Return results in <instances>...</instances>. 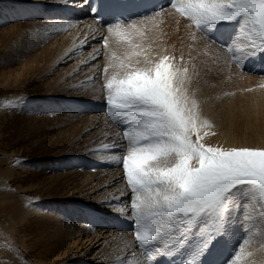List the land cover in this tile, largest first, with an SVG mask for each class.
Returning <instances> with one entry per match:
<instances>
[{
  "label": "rangeland",
  "instance_id": "obj_1",
  "mask_svg": "<svg viewBox=\"0 0 264 264\" xmlns=\"http://www.w3.org/2000/svg\"><path fill=\"white\" fill-rule=\"evenodd\" d=\"M52 1L0 0V264H86L79 256L62 263L52 252L57 240L66 237V228L74 233L80 229L79 226L81 231L92 236L99 235V243L88 255V258L94 259L91 264H162L165 261L182 264L190 258L188 252L195 245V226L185 237L184 246L169 256L154 255L151 261L147 254L155 253L157 244L162 249L175 245L176 236L166 234L159 242L145 248H141L135 240L134 222L129 216L131 191L127 188L122 163L117 162L126 154L128 142L123 132L127 125L108 112L106 91L103 89L104 68L109 63V57L115 54L117 58H124L126 53L136 51L141 55L134 59L144 60L142 47L147 50L153 47L149 44V35L119 30L131 40L130 45L117 32L109 35V32L103 31L95 41L99 56L92 62L99 63L95 66L98 68L95 69L91 63L75 67L88 49L71 60L60 55L72 44L65 35L73 28L65 25L78 11L73 7L70 12L64 10L65 15L59 14L61 18H55V8L47 14L44 11L43 4ZM40 10L41 13H38ZM169 13L178 18L174 9ZM166 15L169 14L156 18L148 25L162 23ZM185 20L186 23L176 21L175 25L190 27L200 33L196 43L200 49L197 52L199 56L192 55L190 61L187 56L184 61V56L180 55V61L185 63L181 69L188 70L187 89L198 104L201 122L206 120L211 125L201 128V142L224 149H264V71L260 69L264 65V55L259 52L250 55L252 42L242 39L235 23L223 24L218 32H213L223 39L224 45H219L212 35L205 36L191 21ZM160 32L166 35L170 28ZM115 34L116 42L111 43L109 38ZM176 42L185 41H170L169 44L175 46ZM229 46L234 48L232 55L226 52ZM237 59L242 66L237 64ZM261 101L262 107L256 105ZM251 106L253 113L248 116L244 108ZM219 112L223 116L215 115ZM219 126L223 127L221 136ZM204 132L208 135H203ZM87 177H93L102 185L98 192L101 199L92 201L84 195V180ZM109 180H118L114 188L103 185ZM72 189L77 192L76 198H66L67 192ZM101 191L109 192L107 197L102 198ZM101 212L115 213L118 221L116 229L110 225L97 231L94 223L102 216ZM58 224L64 228L60 230ZM82 225H85L84 228ZM227 228L228 248L222 250L218 258L227 256L233 249L239 252L243 246L238 260L240 264H264V201L252 199L251 192L245 191L232 207ZM111 230H116L115 234H110L113 240L106 239L104 236L109 235ZM168 231L165 229L166 233ZM80 235L84 242L83 234ZM75 242L79 244L80 240L69 241L59 256H62V251L70 255L68 247L71 248ZM133 250L138 258H135ZM182 252L187 253L183 255Z\"/></svg>",
  "mask_w": 264,
  "mask_h": 264
},
{
  "label": "snow or ice",
  "instance_id": "obj_2",
  "mask_svg": "<svg viewBox=\"0 0 264 264\" xmlns=\"http://www.w3.org/2000/svg\"><path fill=\"white\" fill-rule=\"evenodd\" d=\"M168 2L205 36L218 32L223 24H237L241 36L252 42L250 54L264 55V0ZM114 28L131 45L119 31L121 21L110 25L108 32ZM107 43L105 37V47ZM226 52L232 55L234 48L229 46ZM140 55L130 51L124 58L109 57L103 85L108 112L127 125L126 154L117 162L122 163L131 191L135 240L145 248L166 234L176 236L171 247L162 249L157 244L156 252L147 254L151 261L154 255H172L184 246L195 226V245L182 264H237L243 246L239 252L233 249L218 257L228 244L227 224L235 202L245 191L251 192L252 199L264 201V149H224L202 143L201 128L211 125L201 122L198 104L188 93L187 68H177L168 56L134 59ZM236 62L242 66L239 59Z\"/></svg>",
  "mask_w": 264,
  "mask_h": 264
},
{
  "label": "bare ground",
  "instance_id": "obj_3",
  "mask_svg": "<svg viewBox=\"0 0 264 264\" xmlns=\"http://www.w3.org/2000/svg\"><path fill=\"white\" fill-rule=\"evenodd\" d=\"M3 2V1H2ZM0 2V3H2ZM4 3H6L4 1ZM19 3V2H18ZM12 4V3H11ZM28 4V3H27ZM35 4V3H34ZM33 4V5H34ZM39 4V3H38ZM37 4V5H38ZM36 5V6H37ZM45 6V13L47 14V12H50L52 9L55 8V16H61L59 14H62V15H65V11L64 10H67V11H71V8L73 7H76V11H78V14L77 15H71V19L70 21L68 22L67 25H65L66 27L67 26H72L73 30L65 35V38L66 37H69L71 39V42L72 44L70 45V47L67 48V50H65L61 55L60 57L63 55L64 58H70V60L72 58H75L77 57V55H81V54H84L83 53V50H87L86 53L84 54V56L82 57V59H80V61H77L76 62V65L75 67L77 66H81V65H87V64H92L93 61H95L98 56H99V47H96L95 46V41H97L102 35V32L105 31L106 33L108 32V27L107 28H98L90 19V16L89 14L86 12V10L83 8V1L82 0H60V1H52L50 3H44L43 4ZM35 7V6H33ZM40 7V6H39ZM39 10V8H37ZM173 8L172 7H169L165 10H162V11H159V14L156 15L154 14L153 16L151 17H148V18H145V19H142V18H139V19H136V20H133L131 22H128V23H124V24H121V28L119 30H124L126 31L127 33H139V34H148L149 35V44L150 45H153V47L150 49V50H147L145 47H142L145 51L144 54V57H147L149 59H152V60H158L160 58H162L163 56H168L171 58V63H173L177 68L181 69L182 66L185 64V63H182L180 61V55L184 56V61H186V57L188 56V60L190 61V58L192 55H197L198 51L200 50L197 46V41H199V34L200 33H196L193 29H191L190 27H187V28H183V27H178L175 25L176 21H182L184 23H186L185 21V17H182L180 16V14L178 13L177 17L178 18H174L172 15H170V11H172ZM68 12V14H70ZM25 13V12H24ZM38 13H41V10L40 12ZM45 14V15H46ZM164 14H169V15H166V18L164 19V21L162 23H151L148 25L149 22L155 20L156 18L158 17H161L162 15ZM30 15V14H29ZM38 16V15H37ZM43 16V14H42ZM164 18V17H163ZM160 19V18H159ZM62 23V22H61ZM193 25V24H192ZM172 26V27H170ZM195 27V26H194ZM165 28H170V32L166 35H163L160 31L162 29H165ZM237 29V28H236ZM113 32H117V29H113ZM238 32V31H237ZM101 35V36H100ZM110 35V33H109ZM107 35V37L109 36ZM129 35H133V34H129ZM208 39V38H207ZM244 39V37L242 38ZM246 39V38H245ZM110 42L112 41L113 43L116 42V34L111 36L109 38ZM170 41H185V42H176L177 45H170L169 42ZM211 41V40H210ZM248 41V40H247ZM111 42V43H112ZM238 46V45H237ZM236 46V47H237ZM240 47V46H238ZM241 48V47H240ZM239 49V48H238ZM250 50L252 51V48H250ZM143 51V50H142ZM239 51V50H237ZM242 51V50H240ZM239 53V52H238ZM251 55V54H250ZM69 56V57H68ZM93 56H95V59H93ZM199 56V54H198ZM63 59V58H61ZM195 61L197 59H194ZM183 61V60H182ZM61 63V62H60ZM189 64V62H187ZM186 63V64H187ZM191 65V64H190ZM91 66H99V63H95V64H92ZM189 66V65H188ZM74 67V66H72ZM93 67V69H94ZM190 67V66H189ZM98 68V67H95V69ZM192 68V67H191ZM92 69V67H91ZM184 69V68H183ZM249 69V68H248ZM182 70V69H181ZM252 73V72H251ZM256 76V75H255ZM257 76H258V73H257ZM253 77V75H252ZM259 78H260V74H259ZM257 79V78H256ZM263 79V78H262ZM259 80V79H258ZM264 81V80H263ZM263 87V86H262ZM233 96V95H232ZM238 96V95H237ZM236 96V97H237ZM238 98V97H237ZM256 105H258L259 107H262L263 106V101L261 102H257ZM254 106V105H253ZM97 107V106H96ZM245 112L247 113L248 116H252V113H253V110H252V106L251 107H246L244 108ZM104 113V112H103ZM216 116H223L222 112H219V113H216L215 114ZM214 116V117H216ZM218 126V125H217ZM221 127V126H219ZM219 133H220V136L221 134L223 133V127L220 128L219 130ZM105 174V173H104ZM100 177V176H99ZM111 177V176H110ZM113 177V176H112ZM98 178V177H97ZM101 179V178H100ZM105 179V178H104ZM102 180V179H101ZM100 180V181H101ZM115 180V179H114ZM121 180V179H120ZM119 180V181H120ZM124 180V179H123ZM123 180L121 181L123 183ZM97 180H95L93 177H87L85 180H84V195L89 199V200H92V201H95V200H99L101 199L100 194H98V192L102 189V185L100 184V182H95ZM118 181V180H117ZM116 181V182H117ZM116 182H113L111 180H109L106 184H103V185H106V186H110V187H113L116 185ZM120 182V183H121ZM121 183V184H122ZM119 184V183H117ZM120 184V185H121ZM105 186V187H106ZM124 187V186H123ZM122 187V188H123ZM126 187V186H125ZM121 188V187H120ZM128 188V187H127ZM126 188V189H127ZM106 189V188H104ZM73 191H68L67 193V196L66 198H76V195H77V192L75 189H72ZM113 190V189H112ZM128 190V189H127ZM106 191V190H105ZM109 191V189H108ZM119 191V190H118ZM123 192L125 191L124 188L122 190ZM121 191V192H122ZM129 191V190H128ZM127 191V192H128ZM110 192V191H109ZM108 192V193H109ZM102 193V198L103 196L104 197H107V194L103 191H101ZM115 193V192H114ZM120 193V192H118ZM106 194V195H105ZM117 194V193H116ZM121 195L124 196V193H121ZM126 195V193H125ZM128 195V194H127ZM118 196V195H117ZM122 196V197H123ZM113 197V196H112ZM116 197V196H114ZM130 197V196H129ZM109 198V197H108ZM111 198V196H110ZM121 198V197H120ZM117 199V198H115ZM113 199V200H115ZM119 200V199H118ZM106 201V200H105ZM126 201V200H125ZM102 202V201H101ZM104 202V201H103ZM107 202V201H106ZM109 202V201H108ZM97 205V203H95ZM102 204V203H101ZM107 204V203H106ZM113 204V203H112ZM123 204V203H122ZM125 204V203H124ZM123 204V205H124ZM82 205V204H81ZM127 205V204H126ZM130 205V204H129ZM78 206V205H77ZM85 206V205H84ZM115 206V205H114ZM80 207V206H79ZM90 207V206H89ZM112 207V206H111ZM126 207V206H125ZM83 208V207H82ZM123 208V207H122ZM88 209V208H87ZM98 209V208H97ZM104 209V207H103ZM108 209V207H107ZM121 209V208H119ZM48 210V209H47ZM111 210V209H110ZM114 210V209H113ZM127 210V209H125ZM124 210V211H125ZM129 210V209H128ZM101 211V210H100ZM106 211V210H105ZM109 211V210H108ZM118 211V209H117ZM120 211V210H119ZM95 212V211H94ZM127 212V211H126ZM129 212V211H128ZM102 213V212H101ZM125 213V212H124ZM115 213H102L100 215H102L101 217L99 216L97 218V223H94L96 224L95 226L97 227V231L98 230H101V229H106L108 226H112L113 229H116V224L115 223H118V221L116 220V217H114ZM122 214V213H121ZM65 215V214H64ZM130 216V214H129ZM128 217V215H127ZM114 219V220H113ZM132 219V218H130ZM240 221V220H239ZM229 223V221H228ZM233 223V222H232ZM231 223V224H232ZM236 223V221H235ZM240 223V222H239ZM105 224V226L103 225ZM234 224V223H233ZM241 224V223H240ZM134 225V224H133ZM132 225V226H133ZM228 225V224H227ZM85 226V225H82V227ZM58 227L59 229H63L64 227L61 226V224H58ZM230 227V226H229ZM79 228L81 229V227L79 226ZM84 228V227H83ZM231 228V227H230ZM80 229H78V231H75L74 233L72 232H69V230L66 228V237H62L60 238L59 240H57V243L55 244V246L53 247V255L55 256L56 259H58V261L62 262V263H67V262H70V260L74 259V258H78V256L80 257L79 259L80 260H84V262L86 264H91V262L94 260L92 258H88V255L93 253V250H94V246H96L99 241H98V238H99V235H95V236H92V234H89L85 231H81ZM88 229V228H87ZM196 229V228H195ZM235 229V228H234ZM237 229V227H236ZM235 229V231H236ZM95 230V229H94ZM92 231V230H91ZM96 231V230H95ZM94 231V232H95ZM195 231V230H194ZM231 231V230H230ZM233 231V230H232ZM234 231V232H235ZM90 232V231H89ZM99 232V231H98ZM105 232H108V231H105ZM114 232H116V230H111L110 233L108 232L109 235L107 236H104L106 239L108 238H111V235L110 234H113ZM81 234H83L84 236V242L83 240H81ZM124 233V232H123ZM241 233V232H240ZM115 234V233H114ZM122 234V233H121ZM234 234V233H233ZM101 235V234H100ZM120 235V234H119ZM192 235V234H191ZM236 235V234H235ZM113 236V235H112ZM118 236V235H117ZM121 236V235H120ZM232 236V235H231ZM230 236V239L233 240ZM238 236V235H237ZM119 237V236H118ZM164 237V236H163ZM187 237V236H186ZM116 238V236H115ZM228 238V237H227ZM226 238V239H227ZM73 239H76V241L80 240V243L77 244V242H75L72 247H68V252L70 253V255L68 253H63L62 251V256L60 257L59 254H60V251L61 249L63 250L65 248V246L69 243V241L73 240ZM97 239V240H96ZM105 239V241H106ZM129 239V238H128ZM127 239V240H128ZM194 239V238H193ZM125 240V239H124ZM131 240V239H129ZM134 240V239H133ZM132 240V241H133ZM163 240V239H162ZM171 240V239H170ZM196 240V239H194ZM229 240V239H228ZM235 240V239H234ZM237 240V239H236ZM235 240V241H236ZM96 241V242H94ZM105 241H104V245H105ZM117 241V240H116ZM120 241V240H119ZM135 241V240H134ZM164 241H166V238L164 239ZM193 242V240H191ZM230 241V240H229ZM137 242V241H136ZM159 242V241H158ZM167 242V241H166ZM170 242V241H169ZM195 242V241H194ZM234 242V241H233ZM112 243V242H111ZM125 243V242H124ZM130 243V242H129ZM164 243V242H162ZM82 244V245H80ZM108 244V242H107ZM137 244V243H136ZM161 244V243H160ZM232 244V242H231ZM235 244V243H233ZM114 245V244H112ZM129 245V244H128ZM133 245V244H132ZM131 245V246H132ZM139 245V244H138ZM156 245V243H155ZM165 245V243H164ZM164 245H161L162 247ZM170 245V244H169ZM173 245V244H172ZM236 245V244H235ZM100 246V245H98ZM107 247V245H105ZM154 246V245H153ZM168 246V245H167ZM230 246V245H229ZM105 247V248H106ZM126 247V246H125ZM160 247V245H159ZM165 247V246H164ZM231 247V246H230ZM109 248V247H107ZM113 248V247H111ZM121 248V247H120ZM131 248V247H129ZM133 248V247H132ZM153 248V247H152ZM228 248V247H227ZM226 248V250H227ZM110 249V248H109ZM114 249H116L114 247ZM113 249V250H114ZM122 249V248H121ZM125 249V248H124ZM140 249V247H139ZM155 249V248H154ZM152 249V250H154ZM232 249V248H231ZM129 250V249H128ZM128 250L126 252H128ZM135 250V249H134ZM133 250V252L135 253V258H138L136 257V253ZM138 250V249H137ZM103 251H106V249H104ZM108 251V250H107ZM116 251V250H115ZM115 251H114V254H115ZM142 251V250H141ZM182 251V250H180ZM232 251V250H231ZM113 252V251H112ZM117 252V251H116ZM122 252V251H121ZM120 252V254H121ZM125 252V251H124ZM123 253V254H127V253ZM155 252V251H154ZM185 252V251H184ZM109 253V252H108ZM110 253H111V250H110ZM129 253V252H128ZM187 253V252H186ZM185 253V254H186ZM189 253V252H188ZM226 253V252H225ZM105 254V253H104ZM112 254V253H111ZM119 254V255H120ZM122 254V255H123ZM181 254V253H180ZM183 255H185L183 252H182ZM107 255V253H106ZM105 255V256H106ZM113 255V254H112ZM111 255V257H112ZM134 255V254H133ZM141 255V253H140ZM189 255V254H188ZM103 256V254H102ZM115 256V255H114ZM128 256V255H127ZM169 256V255H168ZM119 257V256H118ZM126 257V255H125ZM134 257V256H133ZM142 257V256H141ZM189 257V256H188ZM104 258V257H102ZM116 258V257H115ZM187 258V257H186ZM120 259V258H118ZM133 259V258H132ZM140 259V258H139ZM143 259H146L145 257H143ZM142 259V260H143ZM155 259V258H154ZM185 259V258H184ZM189 259V258H188ZM104 260V259H103ZM134 260V259H133ZM138 260V259H137ZM145 261H148V260H145ZM117 262V261H116ZM120 262V261H119ZM131 262V261H130ZM157 262V261H156ZM135 263V262H134ZM140 263V262H139ZM146 263V262H145ZM138 264V263H137ZM151 264V263H150ZM158 264V263H157ZM237 264H240L239 261H237Z\"/></svg>",
  "mask_w": 264,
  "mask_h": 264
}]
</instances>
